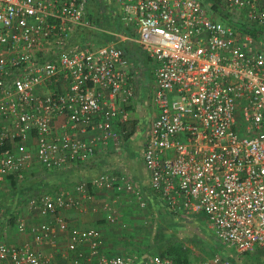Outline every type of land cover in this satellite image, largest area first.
<instances>
[{"label": "built area", "instance_id": "2783aa9c", "mask_svg": "<svg viewBox=\"0 0 264 264\" xmlns=\"http://www.w3.org/2000/svg\"><path fill=\"white\" fill-rule=\"evenodd\" d=\"M112 1L155 63L142 151L151 191L172 214L205 218L223 245L264 258V0ZM86 3L0 0V183L33 164L48 172L84 164L100 144L119 145L116 123L132 122L133 62L117 43L84 36L96 27ZM88 130L98 134L80 136ZM135 188L102 172L28 198V211L55 224L15 215L30 239L10 245L1 236L0 264H51L43 247L55 245L56 227L68 233L64 264H176L104 252L100 229L79 230L58 214L80 206L74 192ZM179 264L234 263L217 252Z\"/></svg>", "mask_w": 264, "mask_h": 264}, {"label": "crops", "instance_id": "0c3cea01", "mask_svg": "<svg viewBox=\"0 0 264 264\" xmlns=\"http://www.w3.org/2000/svg\"><path fill=\"white\" fill-rule=\"evenodd\" d=\"M94 1L101 10L98 15L96 14L94 17L91 15L92 18L96 20V25L98 27H91L89 29V33L95 35L96 39H98L100 42H104L102 35L108 34L110 35L109 42L112 41L117 43L118 45L120 43L130 42L134 44L135 47H138V49H140L138 44H136V42L134 41V30L130 27L125 26V24L123 23L117 4H115L112 0ZM103 20L105 22H103ZM89 33L87 32L86 37L89 36ZM137 54L141 56L139 51L137 52ZM140 58L141 60H135L131 58L135 74L137 95L135 97V100L133 101V104L129 105L128 107L132 118V122H130V124H133V121L134 123L136 122V125L141 124L143 121H145L143 122L140 139L135 140L137 134H131L132 128L130 124L124 127L121 123H116L114 125V128L118 131L119 134V145H114L113 140L108 141L107 146L100 144L95 154L84 164H80L77 167H71L51 172L43 171L39 166L33 164L25 170L24 176L20 179H17L12 175L5 177L0 183V208H2L3 213H5V215L3 213L1 214V217L4 221L3 226L5 227H2L3 229L0 228V237L4 236L10 245H16L30 239V235L28 233H19L15 226L12 225L13 228L10 226V223L8 225H4L6 224L5 221L9 220L11 216L13 217L16 215L17 217H21L27 224H31L33 222L41 220H47L55 224L54 217L52 215L48 217H40L28 211L26 206L27 199L35 196L34 194L36 192V195H38V193L40 194L44 191H48L43 190L44 184L50 187V189H53L52 191H60L62 189L73 190L77 183L81 181H87L102 172H109L115 175L126 176L128 179H130L131 182H133L135 187L138 186L142 189L144 194H146L145 196L147 199V203L151 208L158 211L161 210L164 215H174L162 205L160 199L151 191L149 186V176L142 162L145 131L155 110L153 109L151 111L147 108L150 89L148 88L149 83L147 81L145 72V59H142V57ZM135 68L139 69L140 72H135ZM133 113L134 115L132 116ZM135 124L134 127H136ZM128 133V136H124ZM97 134V131L88 130L84 133H81L80 136L86 139H91ZM132 136H134L135 138L133 137L131 139ZM139 141L141 142L138 153V155H140V158H138V155H136L135 153V148L137 147L135 142L139 143ZM113 153H118V156L120 157H117L119 160H121V163H111L110 158L112 156L109 154ZM108 160L110 162L109 166H111L110 169L107 168L108 166H106L109 163ZM95 164H99L100 167H96ZM91 192L93 194L91 198H87L85 192H74L75 196L81 199L80 206L70 209H63L58 214L62 216L67 225L71 227H75L79 230H85L94 227L100 229V231L102 232V230L106 226V223L102 222L104 218L106 220L103 206H106L105 204L112 200L110 199V197L113 190L106 191L104 189H93ZM126 197H128V195H124L123 200L117 202V204H121L119 207L120 209H122L124 205H126ZM174 216L177 217L176 221L179 219L177 222H182L183 220L185 222L191 223L194 219L187 216ZM102 234L103 251L107 253H116L112 251L117 247V245H115L114 243L116 239L114 238V235H110V233H107L105 229ZM67 242V231H61L56 227L55 245H46L43 247V251L45 253H53L55 259V262L53 264H64L67 261V257L63 255V252L66 251Z\"/></svg>", "mask_w": 264, "mask_h": 264}, {"label": "rangeland", "instance_id": "374dc122", "mask_svg": "<svg viewBox=\"0 0 264 264\" xmlns=\"http://www.w3.org/2000/svg\"><path fill=\"white\" fill-rule=\"evenodd\" d=\"M86 8L89 14L93 17L96 14L98 15L101 10L94 0H87ZM94 22L96 23L95 19ZM103 22L105 21L103 20ZM86 31L90 30L86 29ZM144 62L146 65V77L149 83L148 88L150 89V94H152V73L154 71L155 63L147 58H145ZM135 72H140V70L135 68ZM147 108L151 111L154 109V106L152 105V102L150 104L149 99ZM133 115L134 113L132 116ZM143 122L141 124H135L136 127H134V124H130L132 128L131 133L137 134L135 140L140 139ZM133 137L134 136H132L131 139ZM135 143L137 146H135V153L138 155L141 142L139 141V143ZM109 155L112 156L110 158L112 164L121 163V160L118 159V157H120L118 156V153ZM138 158H140V155H138ZM109 165L110 162L106 165L108 166L107 168L110 169L111 166ZM95 166L100 167L99 164H95ZM43 188L44 190H48V188L50 189V187L46 186V184H44ZM135 189L138 193L126 191L117 193L113 190L110 197L112 200L105 204L106 206H103L105 216L108 213L111 214L110 220H105L104 218L102 222L106 223V226L104 227L105 231L110 233V235H114V238H116L114 243L117 247L112 250L113 252L123 253L131 251L136 252L138 255L155 256L159 255V252L164 249L166 245L173 242L172 245L174 246L182 247L184 244V246L189 249L188 254H190L192 261L207 258L218 252L231 257L233 262H236V264H264V258L260 256L257 257L253 253L239 254L233 247L220 243L214 237L210 229H208L207 221L205 218H202V216L194 217L193 222L191 223L183 220L182 222H177L179 219L176 221L177 217L174 215H164L161 210L158 211L151 208L147 203L146 194H144L142 189L138 186H136ZM124 195H128L125 199L126 205L120 209L119 207L121 204H117V202L123 200ZM139 195L140 198L137 197ZM8 224L9 222L6 220V225ZM104 229H101L102 232H104ZM54 260L51 264L55 262Z\"/></svg>", "mask_w": 264, "mask_h": 264}, {"label": "trees", "instance_id": "16d2710c", "mask_svg": "<svg viewBox=\"0 0 264 264\" xmlns=\"http://www.w3.org/2000/svg\"><path fill=\"white\" fill-rule=\"evenodd\" d=\"M202 2L204 4H207L209 2L214 3L216 1L215 0H202ZM87 32L89 33V31H86L84 33V36L85 37H86ZM90 34L91 33H89V35ZM91 35H93V34H91ZM93 36H95V35H93ZM102 36H103V41L104 42L105 41H108L109 42L110 35L103 34ZM119 46L125 51L126 56L129 57L130 60H131V58H133L135 60H137V59L141 60L140 57H142V59H145V58L149 59L142 50L138 49V47H135V45L132 44V43H130V42L120 43ZM138 51L141 54V56L139 54H137ZM133 124H135L134 121H133ZM128 135H129V133L126 134V136H128ZM2 148H4V147H2ZM49 190L52 191L53 189H48V191ZM54 191H56V190H54ZM36 193L34 194L35 196H36ZM13 217L11 216V218H9V220H8V222L10 223L11 226L12 225L14 226V219L15 218H13ZM172 243L173 242H170L168 245H166L165 248L162 249L159 252V255L162 256V257H169L176 264H179L181 262H189V261H192L191 258H190V254H188L189 253V249L187 247H185L184 244H183L184 247L183 246L181 247V246H174V245H172ZM233 263L236 264V262H233Z\"/></svg>", "mask_w": 264, "mask_h": 264}]
</instances>
